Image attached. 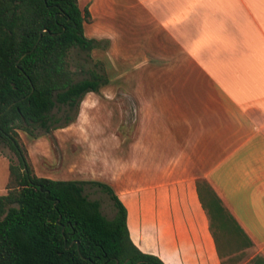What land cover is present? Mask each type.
I'll return each instance as SVG.
<instances>
[{
    "label": "crops",
    "instance_id": "crops-1",
    "mask_svg": "<svg viewBox=\"0 0 264 264\" xmlns=\"http://www.w3.org/2000/svg\"><path fill=\"white\" fill-rule=\"evenodd\" d=\"M77 5L90 14L84 37L107 42L90 53L134 102V125L123 127L117 89L85 94L80 115L95 114L96 149L84 148L81 164L100 167L64 166L65 127L52 133L62 165L47 153L39 177L109 186L131 243L162 264H219L195 191L204 179L264 259V0ZM24 136L32 149L42 138Z\"/></svg>",
    "mask_w": 264,
    "mask_h": 264
},
{
    "label": "trees",
    "instance_id": "trees-1",
    "mask_svg": "<svg viewBox=\"0 0 264 264\" xmlns=\"http://www.w3.org/2000/svg\"><path fill=\"white\" fill-rule=\"evenodd\" d=\"M89 22L77 0H0V153L15 158L0 195V264H162L131 243L125 208L109 186L35 176L18 134L54 143L53 131L76 120L84 95L108 84L103 64L89 56L107 42L84 37ZM72 52L83 55L75 70ZM194 185L219 264H264L210 185ZM85 186L108 197L110 219Z\"/></svg>",
    "mask_w": 264,
    "mask_h": 264
},
{
    "label": "rangeland",
    "instance_id": "rangeland-1",
    "mask_svg": "<svg viewBox=\"0 0 264 264\" xmlns=\"http://www.w3.org/2000/svg\"><path fill=\"white\" fill-rule=\"evenodd\" d=\"M83 55L76 56L74 52L71 53L70 55V68L71 70H75V64H76V59L78 60V57L81 58ZM90 58L92 60L100 61L98 57H96L95 54L91 55L89 54ZM101 62V61H100ZM102 63V62H101ZM103 66L105 67L104 62L102 63ZM106 71V69H105ZM107 73V72H106ZM108 76V75H107ZM109 80V79H108ZM117 89V90H116ZM103 90L108 91V93L111 92V90H116L115 92V97L112 99V102H118L120 106L123 108V113H122V124H124L123 127H130L132 128L134 125V102L132 101L131 98L122 95V90L121 88H118L116 86V83L108 84L103 87ZM94 104V103H93ZM111 104V103H109ZM94 122H95V114H81L80 115V105L78 108V114L76 117V120L71 123L69 126H67L66 130L64 132H59L61 133L60 135L65 136L64 137V144H66V160H64V166H66L67 169H73L74 171L77 172L79 168L85 167L87 169H94L99 168L100 166L97 165L94 162H84L81 164V161L83 160V151L84 148L89 149L91 153L95 151V139H94ZM121 127V129L123 128ZM20 133V140L21 143L23 144L24 148L26 149L27 156H28V161L31 164L33 173L35 176H45L46 171L48 169V163L46 160V155L47 153H50L52 157L55 158L56 162H54L52 165L53 168L55 169L60 167L62 165V151L60 147L58 146L55 138V142L52 143L50 139L46 137H42L39 141L38 144L35 145L34 149H32V144L34 141L31 140H26L25 136L23 133ZM71 134L73 139L68 138L67 136ZM87 143V145H85ZM40 153L39 157H32V153L38 152ZM82 155V156H81ZM33 158V162L32 159ZM82 157V158H81ZM92 160H94V157L92 155ZM15 163V158L14 156L4 147H1V153H0V195H3L5 193L4 187L5 183L7 180V166L8 163ZM51 165V166H52ZM50 166V165H49ZM63 166V167H64ZM76 167V168H74ZM52 168V167H51ZM65 168V169H66ZM90 169V170H91ZM98 170V169H97ZM70 175V174H68ZM84 194L87 196L89 200H96L99 203V210L103 216H105L107 219H110L112 217V203L108 199V197L102 193H100L97 188L95 187H89L85 186L84 188Z\"/></svg>",
    "mask_w": 264,
    "mask_h": 264
}]
</instances>
